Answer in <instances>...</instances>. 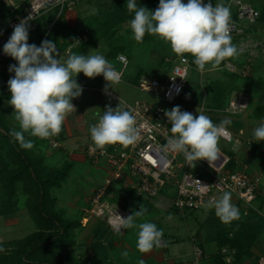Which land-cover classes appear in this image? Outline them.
Here are the masks:
<instances>
[{"label":"rangeland","instance_id":"obj_1","mask_svg":"<svg viewBox=\"0 0 264 264\" xmlns=\"http://www.w3.org/2000/svg\"><path fill=\"white\" fill-rule=\"evenodd\" d=\"M7 1L10 3H7ZM120 1L121 0H80V3H78L75 8L68 11V13H71H69L71 16L67 18V21L70 24L73 23L71 27L82 26L92 22L97 14L113 11ZM212 1L214 0H211V2ZM244 1L250 2L255 7H258L261 14V23L256 26L253 32L242 37L235 43L241 53L237 59L246 60L249 66L250 64L255 65L257 68L261 66V71L260 68L259 71L260 73H264V0ZM12 2H16V4H26L28 0H0V38L7 30L12 18ZM183 2L187 3V0H183ZM204 2L207 3L208 0H204ZM158 5L159 0L155 6L148 9L155 11ZM18 8H20V5H18ZM233 10L236 12V8H233ZM129 21L130 20L118 25L115 30V35H113L111 39L115 45H123L126 47L123 52L128 55L129 63L125 71V80L114 86V89L109 87L108 91L113 90L115 94L127 103H133L134 100L141 99L166 105L158 96L139 90L136 83L134 84L132 82V79L140 74L142 70L144 71L145 69L146 71L155 67L159 72L163 73L161 75L162 77H159L163 80L176 62L174 57L177 55L172 52L170 45L156 36L148 34L146 40L142 42L135 41L132 38ZM33 34L36 35L35 32H33L31 36ZM61 42H65V40L61 39ZM98 44V48H88L83 55L98 53L108 59L107 52L112 48L109 40L103 39L99 41ZM68 56H70V53L66 54L65 59H67ZM188 56L193 59L191 55ZM162 58H164V61L161 60ZM221 75L222 72L219 69L201 72L193 67L189 79V93L188 95L179 97L175 106L188 108L191 112L198 114L197 108L199 110L203 97L204 100H207L209 108L208 110L206 107L203 112L205 115L209 116L214 123L219 124L215 121V118L218 117L222 119H231L232 123L228 127L236 136L241 138V142L236 143L234 146V141H227L220 138L219 147L228 155L236 157L237 161L234 159L236 169H245L252 176L258 178L262 188L261 190L264 192V141H256L253 137L254 129L264 120V117H256L254 113L256 111L255 109L261 104L263 91L257 88L254 79L242 80V86L248 88L252 93V104L247 108L246 112L242 114L239 120L233 119L225 111V105L221 108L216 107L218 104L216 100H213L214 93H212L215 90L209 88L210 90L208 89L206 91L207 77L212 76L217 78ZM76 79L80 85L83 84V92L79 98L73 99L72 103L76 107V112L74 111L66 117L62 126V131L58 134L65 148H60L59 150V148H57L58 146L54 147L50 144L47 145L45 142L39 143L35 141V137L28 133L29 137L26 138V141L30 140L33 143V147L28 149V151L31 152L33 156H40L47 168L51 166L60 167L66 163H72L67 180L62 186L54 188L51 191L57 198L58 210H65V213L71 217H76L81 213L85 216V209L92 207V195L95 194L96 190L103 187L104 178L107 175V169L103 168L102 164H96L93 158L85 154L84 150L86 145L92 142L89 128L91 125L98 122L99 117L103 115V111L107 106L116 108L119 104L118 99L105 93L104 89L107 82L102 75L90 79L84 76L83 73H80ZM225 80L228 79L226 78ZM197 83H202L204 85H202V88H198L196 85ZM237 93L239 92H233L232 97ZM10 97V91L4 93V97L1 98L0 101V111H4L6 117L11 118L10 125L12 128L20 130L13 115L14 109L8 103ZM6 120L8 119L6 118ZM238 126H242L244 131L243 134H240L237 130ZM0 154L1 175V161L3 159L1 150ZM179 159L183 160L182 154L179 155ZM4 161H9L6 155L4 156ZM127 184L126 181L114 183L113 189L114 193L117 195L113 194L108 197L113 209H123L124 205L127 203L125 198H123L124 195L121 196L120 194L121 198L118 197L120 191H123L124 194L126 192H132ZM121 185L123 190L121 189ZM5 192L7 191L3 189V182L0 179V196ZM18 194L20 195L17 203H12L10 205L11 207L19 206L20 212L18 215L13 217L1 215L0 217V248H3L4 251L10 250L6 248L8 245L7 242L19 240L36 229V223L31 218L27 208V198L29 194L27 192H22L21 187H19ZM220 194L221 193H217V195ZM131 198H134L135 202L141 205L143 204L147 209L146 215L141 220H137V223L145 221L154 223L158 229L163 231V241L166 242L167 246L154 248L147 254L140 253L136 248L137 241L133 240L134 237L132 235L124 236L121 233L118 237L114 234V231L110 229L107 223L108 214L94 215L89 218L86 224L82 223L83 227L76 231L77 243L72 250L75 252L74 254L78 259V264H140L141 260H143L144 264H166L168 261L172 263L176 262V264H182L181 261L190 262L194 260L193 247L195 243L202 245L205 251L212 250L211 242L218 243L219 246L225 242L221 247H231V243H226L227 236H229V238L233 237V232H235L234 229L241 226V224H238L237 220L241 218L242 210L245 208L251 210V205L239 199L234 193H231V202L239 209V218L232 221L230 224H225L216 216L214 209H208L205 206L197 210L186 209L184 212L176 210L173 206V193L167 192L166 190L154 198L144 199V201L143 199L141 200L140 198L134 197V195L130 193V199ZM261 204L264 206V196ZM7 205L8 202L6 204L0 199V212L3 211L2 206L6 207ZM254 206L257 208L259 206L256 201L254 202ZM139 209L140 207L137 208L138 211ZM259 209L260 213L254 212V214L264 216L262 207H259ZM127 212V216L131 215L129 211ZM169 217H171V219H169ZM244 219L250 218L246 217ZM132 230L135 231V229ZM262 233L261 236L256 238L260 240L258 242L260 247H257V240H253L252 243L249 244V247L244 249V252H241L240 256H237V253L233 256L232 264H240L241 261H244L246 258H251L254 262L253 264H262L260 261L264 258V231ZM125 237L128 239H125ZM102 240L107 241L108 244L106 250L102 247L101 252L98 253L95 249L101 244ZM111 241L114 242L115 246L111 247ZM126 241L133 242L130 243ZM247 244L248 243L245 244L246 247ZM124 252L128 253L126 257L122 255ZM220 257L224 260L223 255L219 251V258ZM177 260H180V262ZM203 262L202 259L200 264H203ZM246 262L245 260L242 264Z\"/></svg>","mask_w":264,"mask_h":264},{"label":"clouds","instance_id":"obj_2","mask_svg":"<svg viewBox=\"0 0 264 264\" xmlns=\"http://www.w3.org/2000/svg\"><path fill=\"white\" fill-rule=\"evenodd\" d=\"M126 8L134 16L129 21L132 38L142 42L146 34L158 37L174 54L193 57V63L201 72L213 71L222 62L238 58L239 48L232 42L231 12L223 3L213 5L211 0H159L155 11L138 6L137 0H127ZM29 15L14 26V30L3 45V52L17 64L9 66L14 77L8 80L11 97L8 103L14 109V118L20 130H11L9 135L18 141L23 149H30L33 143L25 140V133L40 139H48L62 131L66 117L76 112L73 99L82 95L83 88L77 82L78 74L88 78L103 76L108 88L121 82L119 73L112 63L102 54H71L67 59L59 58L56 43L42 41L38 47L29 44ZM74 42H80L75 40ZM107 106L98 122L89 128L92 150H104L107 146L119 144L124 147L135 145L141 139V129L133 111L122 106ZM246 106V105H245ZM194 116L188 111H181L179 106L165 116L171 124L167 137L166 150L183 154L191 164L201 160L211 162L219 158V140L228 135L227 127L232 121L224 118L219 124L198 110ZM256 141H264V120L254 129ZM208 186L201 185V191ZM205 207L214 209L222 223L230 224L239 218V209L231 202V193L222 191L218 197L207 201ZM147 209L140 206L127 218L116 215L111 222L113 231L137 229L136 248L140 253H150L154 248L167 246L163 241V231L152 222L137 223V218L144 217ZM171 219V217H169ZM4 251L0 248V252ZM123 256L128 253L124 252ZM140 264H144L143 260Z\"/></svg>","mask_w":264,"mask_h":264},{"label":"trees","instance_id":"obj_3","mask_svg":"<svg viewBox=\"0 0 264 264\" xmlns=\"http://www.w3.org/2000/svg\"><path fill=\"white\" fill-rule=\"evenodd\" d=\"M157 1L158 0H137V4L138 6L151 8L156 5ZM227 2H229V0H214L211 3L215 5L217 3L226 4ZM126 3L127 0H121L113 11L97 14L92 22L86 23L79 27L72 26L73 28L67 21L66 12H63L57 18V11L51 10L43 14L39 19L35 21V30L30 31L29 28L28 43L35 44L39 47L42 41L51 40L56 43V48L59 55L65 53L67 49H70L71 55L74 53L84 54V52L88 48H98L99 41L106 39L109 40V43L112 46V48L107 52L108 60L112 62L115 67L121 68L122 66L117 61V56L121 53H124L123 51L126 49V47L123 45H115L111 41V39L112 36L115 35L117 26L121 23L127 22L134 16V13H129L127 11ZM256 8L258 9V7ZM11 11L13 17L14 10L11 9ZM260 23L261 14L257 22L246 29V32L243 36L232 38V42L235 44L242 37L247 36L249 33L253 32L256 29V26ZM33 32H35L36 35L33 34L31 36V33ZM79 35H81L82 37L87 35L88 39L82 38L81 42L79 44H76V42L74 43V41L78 39ZM147 38L148 34L145 35L143 40H146ZM61 39H64L65 42H61ZM73 45L76 46L74 47ZM185 56L190 58L194 69H197L196 65L193 63V59L187 54H185ZM161 60L164 61V58H162ZM8 61L10 64H17V61H15L11 57ZM227 61L235 63L238 66V69H242L247 66V74H243L240 71L234 72L229 70L225 66ZM259 68L261 71V66H259L258 68L255 65L251 64L249 66L246 60H239L237 58L228 59L222 62V64L218 68L222 72V75L217 78L209 76L206 79V91L209 88L215 90L212 93H214L213 100H216L218 104L216 107L221 108L225 105L224 107L226 108L230 103L233 92L235 91L248 93L250 96L249 106H251L252 93L248 88L242 86V80L245 81L254 79L257 88H260L263 91L261 104H259V106L255 109L256 111L254 113L256 117H264V73H260ZM162 74L163 73L159 72V70H157L155 67H152L146 71L144 69V71L142 70L140 74L132 79V82L134 84H137L143 76H148L151 78L162 77ZM9 77H14V73L9 72V68L0 71V101L1 98L4 97V93L9 91L8 84L4 83ZM226 78L228 80H225ZM189 85L190 80L182 95H188ZM196 85L198 88H202V85L204 84L197 83ZM200 105H204L205 108H208L207 100H204L202 97ZM242 114L244 113L229 115L233 119L239 120L242 117ZM6 118L8 120H6ZM215 119V121H217L218 123L223 120L221 117ZM10 122L11 118L6 117L4 111H0V150L3 153L0 179L3 182V189L7 191L5 193H2L0 199H2V201L6 204L8 202V205L6 207L2 206L3 211L0 212V217L1 215H9L12 217L18 215V213L20 212L19 206L11 207L10 205L12 203H17L18 197L20 195L18 194L19 187H21L22 192H27L29 194V197L27 198V208L29 210L31 218L36 223V229L28 235L20 238L19 240L7 242L8 245L6 248H9L10 250L0 252V264H78V259L72 249L76 246L77 243L76 231L77 229L83 227L82 219L84 215L81 213L76 217H71L67 213H65V210H58L57 198L51 192L52 189L62 186V184L67 180L70 169L72 167V163H66L60 167L51 166L50 168H47L45 166L46 164L43 163L40 156H33L31 152L28 151V149L21 148L19 142L13 140V138L9 135L10 131L14 129L11 127ZM240 129H243L242 126L237 127L238 131ZM24 135L26 140L29 135L27 133H25ZM53 138L61 142V145L57 147L59 148V150L60 148H65L62 139L58 135L53 136ZM35 141L39 143L45 142L47 145L50 144L49 138L40 139L35 137ZM5 155L9 160L7 161L8 163L4 161ZM231 158L232 159L230 160L227 168L235 169L236 164L234 158L232 156ZM129 188L132 192H126L124 194L123 191H120L121 193L118 191V197L121 198V196L124 195L123 198H125V201H127V203L124 205V208H126L130 212V214H132L133 211H138L137 208L141 206L140 203L135 202L134 198L130 199V193L136 198H140L141 200L143 199V201L144 199L154 198L140 196L135 192L133 188ZM121 189L123 190L122 185ZM261 189V186H259L257 198L255 200L259 205L258 208L264 207L261 204L264 196V192H262ZM108 193H110L111 195H117L116 193H114L113 185L108 188ZM259 217L260 219L258 220L244 219L246 217L241 215V218L237 220L238 224H241V226L234 229L235 232H233V237L229 238V236H227L226 243H231V247L236 248L237 256H240L241 252H244V249H247L249 247V244H251L252 241L261 234L264 227L262 222L264 220H261L262 216ZM142 218L143 217L137 218V220H141ZM110 229L113 231V228L110 227ZM137 231V229H135V231H133L132 229H123L120 233L114 232V234H116V236L121 233L124 236L132 235L134 237L133 240L137 241ZM125 239L128 238L125 237ZM126 242L132 243L133 241ZM246 243H248L247 247L245 245ZM107 244V241L102 240L101 244H99V246L95 250L100 253L102 247H104L106 250ZM111 244V247L115 246L113 241H111ZM223 244H225V242Z\"/></svg>","mask_w":264,"mask_h":264},{"label":"built area","instance_id":"obj_4","mask_svg":"<svg viewBox=\"0 0 264 264\" xmlns=\"http://www.w3.org/2000/svg\"><path fill=\"white\" fill-rule=\"evenodd\" d=\"M7 3L9 2L7 1ZM78 3H80V0H28L26 4L14 3L12 5V9L14 10L13 17L9 22L7 30L0 38V71L13 65L8 61L10 56H7L3 52V45L8 41L14 30V26L21 19L30 14L33 15V19L29 21L30 24L51 10L57 11L58 18L63 12L67 14ZM18 5H20V8H18ZM224 5L231 12L232 38L243 36L246 29L256 23L260 17V11L249 2L229 0ZM233 8H236V12ZM82 38L88 39L86 35L84 37L79 35L77 40L81 42ZM80 42H76V44ZM68 53H70V49L60 54L59 58L65 59ZM175 59L176 62L163 80L159 77L151 78L143 76L136 84L139 90L158 96L166 105L141 99H136L133 103H127L115 94L113 90L107 91V94L121 100L123 107L132 110L134 115H136L137 125L141 129V139L135 145L124 147L116 144L107 146L104 150H92L90 148L92 142L86 145L85 154L93 158L96 164H102V158H105L108 161V166L103 187L96 190L95 194L92 195V207L85 209L86 214L82 219L83 224H86L90 217L105 213L109 215L107 223L111 228V222L116 219V215L127 218V211L122 208L113 209L108 200V197L111 196L108 193V188L114 185L115 182L120 181H126L127 185L133 188L140 196L152 198L164 190L167 192L172 191L174 193L173 206L180 212H184L186 209L197 210L205 206L208 200L218 197L217 193L229 191L237 195L245 203L251 205V210L245 208L242 210L241 215L254 216V212L260 213V209L254 206L260 186L258 178L252 176L245 169L227 168L232 158L220 147L219 158L211 162V165L207 160L189 164L184 156L183 160H180V154L166 150L167 137L171 135V124L164 113L165 110L170 111L175 107L178 98L189 83L191 69L193 68L189 57L184 55L183 57L177 56ZM117 61L121 64V68L115 67L111 63L121 73L122 82L125 80V71L129 59L126 54L121 53L117 56ZM225 66L234 72L240 71L243 74H247L248 72L247 66L238 69V66L231 61H227ZM10 78L12 77H9L4 83L8 84L7 82ZM249 102V94L239 92L231 98L225 111L232 115L245 113ZM199 110L204 111V105H201ZM181 111H188L194 116L198 115L191 112L188 108H181ZM227 130L228 135L221 138L227 141H234V146L236 143L241 142V138L236 136L230 128L227 127ZM239 132L240 134L244 133L243 129H240ZM49 140L50 144L54 147L61 145V142L53 137H50ZM201 185L208 186L207 191L202 192ZM220 253L226 262L232 263L233 256L237 252L236 249L230 246H223L220 249ZM193 255L194 260L192 264H200L201 260L206 256L202 245L194 244ZM261 260L264 264V258Z\"/></svg>","mask_w":264,"mask_h":264},{"label":"crops","instance_id":"obj_5","mask_svg":"<svg viewBox=\"0 0 264 264\" xmlns=\"http://www.w3.org/2000/svg\"><path fill=\"white\" fill-rule=\"evenodd\" d=\"M27 1V0H26ZM9 2V1H8ZM10 3V2H9ZM14 3H16V2H12V4H14ZM70 13V12H69ZM68 12H67V18L68 17H70L71 15V13L69 14ZM78 20V19H77ZM76 20V23L78 24V21ZM72 25H73V23H71ZM75 24V23H74ZM29 28H30V31H33V30H35L36 29V22H33V23H31L30 24V26H29ZM4 34V33H3ZM2 34V35H3ZM1 36V35H0ZM236 157H234V159H235ZM102 161H103V163H102V166H103V168H106L107 169V166H108V162H107V160L105 159V158H102ZM235 161H236V159H235ZM170 192H172V191H170ZM173 197H174V193H173ZM123 209H125L126 211H128L126 208H123ZM262 209H263V211H264V207H262ZM128 213V212H127ZM264 213V212H263ZM259 216H261V215H259V214H255L254 216H245V217H248V218H250V219H252V218H254L255 220H258V219H260V217ZM84 217V216H83ZM256 217H258V218H256ZM263 217L264 216H262V218H261V220H263ZM83 221V220H82ZM263 223V225H264V221L262 222ZM264 231V227H263V230H262V232ZM261 232V233H262ZM263 234V233H262ZM258 236H261V234L260 235H258ZM260 239V238H259ZM257 240V239H256ZM260 240H257L256 241V244H257V247H260L259 246V244H258V242H259ZM212 243V250L210 249V250H204L205 251V253H206V256L203 258V264L205 263V264H216V263H218V264H232V263H228V262H226L225 260H223L221 257L219 258V251H220V249L222 248L221 246H219V244L218 243H215V242H211ZM163 247V246H162ZM162 247H160V248H162ZM232 248H234V247H232ZM234 249H236V248H234ZM237 251V250H236ZM262 256V255H261ZM260 256V257H261ZM220 259V260H219ZM247 259H249V260H247ZM247 261L245 264H253L254 262H253V260L251 259V258H246V259H244V261ZM178 262H180V260H177ZM222 262V263H220V262ZM244 261H241V263L240 264H242ZM261 263H262V260L260 261ZM181 263L182 264H192V261H190V262H186V261H181ZM166 264H176V262H167ZM263 264V263H262Z\"/></svg>","mask_w":264,"mask_h":264},{"label":"bare ground","instance_id":"obj_6","mask_svg":"<svg viewBox=\"0 0 264 264\" xmlns=\"http://www.w3.org/2000/svg\"><path fill=\"white\" fill-rule=\"evenodd\" d=\"M88 221V220H87Z\"/></svg>","mask_w":264,"mask_h":264}]
</instances>
